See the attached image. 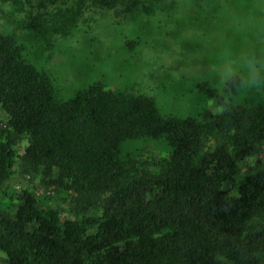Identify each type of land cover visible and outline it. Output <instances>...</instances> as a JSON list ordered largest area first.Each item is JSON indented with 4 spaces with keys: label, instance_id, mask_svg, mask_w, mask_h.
Masks as SVG:
<instances>
[{
    "label": "trees",
    "instance_id": "obj_1",
    "mask_svg": "<svg viewBox=\"0 0 264 264\" xmlns=\"http://www.w3.org/2000/svg\"><path fill=\"white\" fill-rule=\"evenodd\" d=\"M37 2L19 29L48 51L92 8L153 17L168 0ZM16 33L0 32L4 264H264V81L242 90L231 79L228 98L208 93L195 118L165 117L153 98L100 85L63 101ZM146 140L165 141L168 155L149 164L124 156ZM22 142L26 172L71 202L66 219L9 191Z\"/></svg>",
    "mask_w": 264,
    "mask_h": 264
},
{
    "label": "rangeland",
    "instance_id": "obj_2",
    "mask_svg": "<svg viewBox=\"0 0 264 264\" xmlns=\"http://www.w3.org/2000/svg\"><path fill=\"white\" fill-rule=\"evenodd\" d=\"M37 5V0H0V32H17L27 59L52 78L63 101L100 85L153 98L165 117L195 118L210 103L208 93L228 98L231 79H241L242 90L252 86L254 73H260L258 85L264 81V0H168L153 17L141 11L117 16L92 8L72 38L53 39L48 51L19 29L20 23L36 15ZM21 7L24 10L18 12ZM209 109L220 112L212 105ZM7 124L0 107V129ZM25 146L22 142L17 147L19 162L9 191L30 192L43 207L54 208L66 219L71 202L59 188L43 183L42 176L26 172ZM168 151L163 140L124 146L125 157L148 164L166 157ZM4 262L0 252V264Z\"/></svg>",
    "mask_w": 264,
    "mask_h": 264
},
{
    "label": "clouds",
    "instance_id": "obj_3",
    "mask_svg": "<svg viewBox=\"0 0 264 264\" xmlns=\"http://www.w3.org/2000/svg\"><path fill=\"white\" fill-rule=\"evenodd\" d=\"M260 83V73H254L252 78L249 80V84L252 86H257Z\"/></svg>",
    "mask_w": 264,
    "mask_h": 264
}]
</instances>
